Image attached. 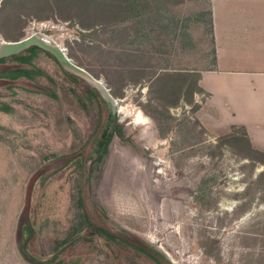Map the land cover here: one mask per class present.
Segmentation results:
<instances>
[{
	"label": "rangeland",
	"instance_id": "1",
	"mask_svg": "<svg viewBox=\"0 0 264 264\" xmlns=\"http://www.w3.org/2000/svg\"><path fill=\"white\" fill-rule=\"evenodd\" d=\"M137 2L0 0V56L37 38L85 77L41 53L33 80L0 79V264H29V218L41 264H264V167L201 124L194 78L158 71L170 44Z\"/></svg>",
	"mask_w": 264,
	"mask_h": 264
},
{
	"label": "crops",
	"instance_id": "2",
	"mask_svg": "<svg viewBox=\"0 0 264 264\" xmlns=\"http://www.w3.org/2000/svg\"><path fill=\"white\" fill-rule=\"evenodd\" d=\"M147 2L136 4L141 23L170 44L158 71L194 78L201 124L215 136L241 134L264 167V0Z\"/></svg>",
	"mask_w": 264,
	"mask_h": 264
},
{
	"label": "trees",
	"instance_id": "3",
	"mask_svg": "<svg viewBox=\"0 0 264 264\" xmlns=\"http://www.w3.org/2000/svg\"><path fill=\"white\" fill-rule=\"evenodd\" d=\"M16 48H17V52L13 56H11V55L0 56V64L6 63L7 59H9L10 57H15L17 62H19L23 65L31 66L32 68H30V69L18 68V69H13L10 71L2 70V71H0V79H8V80L16 81V80H19L21 78H26L29 80H33V75H35L37 73L35 70H33L34 69L33 67H35L33 60L35 58H38L41 55V53H43L44 55H46L47 57L52 59L56 64H58L65 72H67L70 75V77L74 81H76V82L78 80L84 81V79H85V77H83V75L78 71H70L69 72L64 67V65L62 63L63 57L59 53V51L50 48L49 46H47L43 42H40L37 38L35 39V41L29 42L22 47L6 46L4 48V51L8 52V51L14 50ZM99 91L97 90L98 94H100ZM113 133H114V131H110L106 135V138L102 141V144L99 147L98 152L96 154V158L94 161L95 164H98L101 161V159L103 158V156L105 155V153L107 152V149H108L109 144H110L112 137H113ZM85 227H86V229L87 228L92 229L95 232L98 231L97 233L100 234V236L103 239H105L108 244L115 245L116 247H119L122 249L133 248V249H136L138 251L139 250L143 251L139 247H136L132 243L128 242L127 239L123 238L119 234L111 233V232H109V230L104 229V228L94 227V225L92 224V222L89 221L88 218L85 221ZM22 236H23V239H22V243H21V249L23 252L22 255H23L24 259L29 264H41V261L38 258H36L34 255H32V253L29 250V246H28V242L34 236V226H33L32 220L30 218L25 220V222L23 223ZM75 239H79V238H75ZM73 241H76V240H73ZM59 254H60V252L56 253L53 256V259L50 260V262H52L53 260L54 261L57 260L59 257Z\"/></svg>",
	"mask_w": 264,
	"mask_h": 264
},
{
	"label": "bare ground",
	"instance_id": "4",
	"mask_svg": "<svg viewBox=\"0 0 264 264\" xmlns=\"http://www.w3.org/2000/svg\"><path fill=\"white\" fill-rule=\"evenodd\" d=\"M141 122V121H140ZM145 123V122H144Z\"/></svg>",
	"mask_w": 264,
	"mask_h": 264
}]
</instances>
